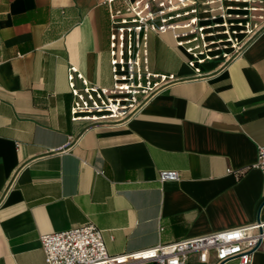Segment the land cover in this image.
I'll return each instance as SVG.
<instances>
[{
	"label": "crops",
	"instance_id": "1",
	"mask_svg": "<svg viewBox=\"0 0 264 264\" xmlns=\"http://www.w3.org/2000/svg\"><path fill=\"white\" fill-rule=\"evenodd\" d=\"M110 5L0 0V264H46L40 235L88 222L119 254L264 221L253 167L264 145V28L200 73L169 32L149 31V71L175 79L124 122L72 120L70 67L80 92L78 74L113 84ZM163 170L178 179L159 181ZM183 264L216 258L191 253Z\"/></svg>",
	"mask_w": 264,
	"mask_h": 264
},
{
	"label": "built area",
	"instance_id": "2",
	"mask_svg": "<svg viewBox=\"0 0 264 264\" xmlns=\"http://www.w3.org/2000/svg\"><path fill=\"white\" fill-rule=\"evenodd\" d=\"M111 28L109 56L111 88L84 85L80 92L70 86L74 100L72 120L89 123L124 122L145 101L175 78L153 74L148 68V32H169L176 47L187 55V65L196 73L202 65H227L264 28V0H107ZM253 167L264 177V145L257 147ZM229 171V170H228ZM159 181L177 180L175 171H160ZM46 264H183L189 254L201 261L213 252L216 264L237 259L251 264L255 252H264V221L215 231L174 242L156 244L131 252L110 254L102 232L93 223L40 235Z\"/></svg>",
	"mask_w": 264,
	"mask_h": 264
}]
</instances>
